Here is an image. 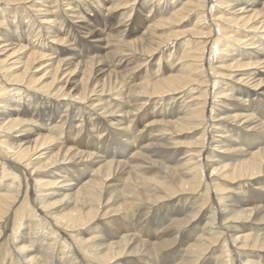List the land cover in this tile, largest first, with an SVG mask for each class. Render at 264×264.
<instances>
[{
	"label": "bare ground",
	"instance_id": "obj_1",
	"mask_svg": "<svg viewBox=\"0 0 264 264\" xmlns=\"http://www.w3.org/2000/svg\"><path fill=\"white\" fill-rule=\"evenodd\" d=\"M5 232L0 264H264V0H0Z\"/></svg>",
	"mask_w": 264,
	"mask_h": 264
},
{
	"label": "rangeland",
	"instance_id": "obj_2",
	"mask_svg": "<svg viewBox=\"0 0 264 264\" xmlns=\"http://www.w3.org/2000/svg\"><path fill=\"white\" fill-rule=\"evenodd\" d=\"M175 30H177V32H178V35L177 36H179V37H181V38H183V39H185V38H188L189 37V35L191 34L190 33V31H191V25L190 24H182V25H176L175 26V28H174ZM169 32V27L165 30V32L164 33H168ZM181 44L179 43V44H177L176 45V47H177V49L179 48V46H180ZM189 47H186V48H190V45H188ZM216 49V46L214 47V49L212 50V52H211V57H207L208 58V62H212V64H213V66H216V65H218V60H217V58H216V55L217 54H219L220 52L219 51H216L215 50ZM189 50V49H188ZM187 50V51H188ZM204 53L205 54H208V52H206V48H205V51H204ZM215 55V56H214ZM207 62V63H208ZM196 64V63H195ZM198 64V63H197ZM202 64V63H201ZM206 67H207V64H206ZM224 73V72H223ZM191 84H189V86H190ZM216 88V87H215ZM179 92V91H178ZM180 95V93H178V95L177 96H179ZM231 192V191H230ZM229 192V193H230ZM221 195H223V194H221ZM18 210H20V209H18ZM140 217H142V216H140ZM10 222H11V217L9 218V219H5V221L3 222V224H4V226H5V228L7 229L8 227H9V225H10ZM39 223H38V225L39 226H34V225H31V227H34V229L33 230H35V233L37 234V236H40V235H47V234H49V233H51L52 231L49 229L48 230V227L46 226V223L45 222H42V221H38ZM42 223V224H41ZM153 224H156V222L155 223H153ZM15 226H19V222H18V220L16 221V224H15ZM43 228V229H42ZM47 228V229H46ZM154 225H152L151 226V229L152 230H154ZM37 230V231H36ZM47 230V231H46ZM8 232V231H7ZM20 232V230H19V227L17 228V231H16V233H19ZM34 233V234H35ZM7 233L5 232V234L4 235H6ZM63 236V235H62ZM63 238L68 242V241H71L72 239L71 238H68V237H66V236H63ZM6 239H7V235L5 236V238H3V240L0 242V244L2 243L3 245L1 246V248H0V261H2V257H1V255H2V251H4V249H7V243L5 244L4 242H6ZM3 249V250H2ZM67 255H69L68 253H67ZM3 256V255H2ZM170 261V263H175V262H177L178 261V255H176L175 257H172V258H168ZM174 259V260H173ZM159 260H162V261H165V259H161V258H159ZM159 264V263H158Z\"/></svg>",
	"mask_w": 264,
	"mask_h": 264
}]
</instances>
